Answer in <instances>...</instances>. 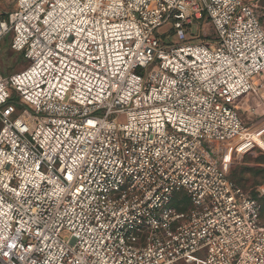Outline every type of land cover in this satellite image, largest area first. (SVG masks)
Here are the masks:
<instances>
[{
  "label": "built area",
  "instance_id": "built-area-1",
  "mask_svg": "<svg viewBox=\"0 0 264 264\" xmlns=\"http://www.w3.org/2000/svg\"><path fill=\"white\" fill-rule=\"evenodd\" d=\"M256 1L4 0L28 66L0 75V264H264L230 178L264 152L237 113L264 72Z\"/></svg>",
  "mask_w": 264,
  "mask_h": 264
},
{
  "label": "rangeland",
  "instance_id": "rangeland-1",
  "mask_svg": "<svg viewBox=\"0 0 264 264\" xmlns=\"http://www.w3.org/2000/svg\"><path fill=\"white\" fill-rule=\"evenodd\" d=\"M254 5L264 27V0H257L254 2ZM11 8L12 5L5 3L4 0H0L1 15H6ZM3 18H6V16ZM202 22V28L199 26L200 30L197 31L195 27L192 37H196L198 34L201 35L202 33L206 35V39H203L201 35L199 40H204L208 43L215 42L217 37L206 15H203ZM170 30L171 26L167 25L157 30L156 33H158L159 36L169 44L174 42L172 36H170ZM11 41L12 33H8L0 41V75L3 78L18 73L28 66V61L24 59L21 53L11 50ZM149 70L146 72H149ZM142 74H145L144 70H142ZM9 93L10 101L17 106L19 98L13 91L10 90ZM237 107L238 117L243 122V125L246 128L257 132L261 139L264 140V72L254 76L253 92L242 98L237 104ZM18 109L21 108L18 107ZM231 173L236 185L257 200L260 207V222L264 225V152L260 149H255L249 154L234 158ZM177 196L181 199V204H183L181 211H185L186 204L189 203L188 197L184 193L178 194ZM195 256L201 259L203 258L200 254ZM177 264L185 263L180 262Z\"/></svg>",
  "mask_w": 264,
  "mask_h": 264
},
{
  "label": "bare ground",
  "instance_id": "bare-ground-1",
  "mask_svg": "<svg viewBox=\"0 0 264 264\" xmlns=\"http://www.w3.org/2000/svg\"><path fill=\"white\" fill-rule=\"evenodd\" d=\"M258 143L261 145V147L264 149V143L261 142L259 139H257Z\"/></svg>",
  "mask_w": 264,
  "mask_h": 264
},
{
  "label": "trees",
  "instance_id": "trees-1",
  "mask_svg": "<svg viewBox=\"0 0 264 264\" xmlns=\"http://www.w3.org/2000/svg\"><path fill=\"white\" fill-rule=\"evenodd\" d=\"M230 178L232 179V181L234 182V179H233V176H232V173H230ZM235 183V182H234ZM236 184V183H235Z\"/></svg>",
  "mask_w": 264,
  "mask_h": 264
}]
</instances>
